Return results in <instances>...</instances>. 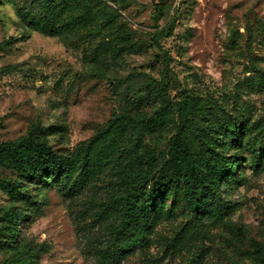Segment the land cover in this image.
<instances>
[{
  "label": "rangeland",
  "instance_id": "374dc122",
  "mask_svg": "<svg viewBox=\"0 0 264 264\" xmlns=\"http://www.w3.org/2000/svg\"><path fill=\"white\" fill-rule=\"evenodd\" d=\"M101 1L119 13L118 24L133 30L141 50L102 55L105 31L65 43L45 37L19 20L22 0H0V144L40 126L55 152L71 153L129 108L123 90L141 91L147 77H163L172 102L192 95L214 120L264 124L258 85L264 76V0ZM169 29L160 48L152 45L158 31ZM101 72L110 80L129 79L114 88L97 77ZM168 133H162L160 151ZM150 138L147 143L154 142ZM238 152L235 181L222 185L228 209L218 220L206 217L192 228L190 216L172 208L153 220L145 246L112 259L117 220L106 211L113 183L103 169L70 197L30 185L37 211L19 227L18 238L40 250L37 264H252L251 241L264 249V159L253 169L249 152ZM14 178L0 168V179ZM7 204L0 192V212ZM163 204L170 209L169 200Z\"/></svg>",
  "mask_w": 264,
  "mask_h": 264
},
{
  "label": "trees",
  "instance_id": "16d2710c",
  "mask_svg": "<svg viewBox=\"0 0 264 264\" xmlns=\"http://www.w3.org/2000/svg\"><path fill=\"white\" fill-rule=\"evenodd\" d=\"M17 15L27 29L64 43L75 35L86 39L105 31L101 49L105 56L141 50L133 30L118 24L119 13L101 0H22ZM170 30L158 31L150 40L152 45L160 48L159 39ZM97 77L106 78L114 88L129 79L110 80L102 72ZM258 82L264 92L263 75ZM167 87L163 77L160 81L147 77L141 91L125 88L121 99L129 108H123L71 153L55 152L40 126H31L24 136L0 144V168L15 175L13 180L0 179V192L8 199L0 212V264L38 262L40 250L18 238L19 227L37 211L30 185L40 191L55 187L70 197L88 178L108 169L113 188L106 211L117 220L110 244L112 259L145 246L153 220L171 213L172 208L185 211L192 228L206 217L218 220L226 213L222 185L235 181L241 147L249 152L247 163L253 169L262 164L264 124L214 120L192 95L172 102ZM166 131L160 151L158 142ZM245 134L249 137L243 143ZM147 136L154 142L147 143ZM165 200L170 201V209L163 204ZM250 247L252 264H264L263 247L255 241Z\"/></svg>",
  "mask_w": 264,
  "mask_h": 264
}]
</instances>
